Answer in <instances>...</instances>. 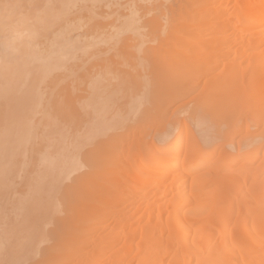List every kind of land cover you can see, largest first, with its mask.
Returning <instances> with one entry per match:
<instances>
[{"label": "bare ground", "instance_id": "1", "mask_svg": "<svg viewBox=\"0 0 264 264\" xmlns=\"http://www.w3.org/2000/svg\"><path fill=\"white\" fill-rule=\"evenodd\" d=\"M0 264H264V0H0Z\"/></svg>", "mask_w": 264, "mask_h": 264}, {"label": "rangeland", "instance_id": "2", "mask_svg": "<svg viewBox=\"0 0 264 264\" xmlns=\"http://www.w3.org/2000/svg\"><path fill=\"white\" fill-rule=\"evenodd\" d=\"M160 99H163V98H159V99H157V100H155V101H159ZM146 101H147V100H145V102H146ZM149 102H150V101H149ZM159 102H161V101H159ZM163 102H164V100L162 101V104H163ZM166 102H167V100H166ZM146 103L150 105V103H148V102H146ZM155 103H156V102H153V104H151L152 107H153V105H154ZM147 104H146V105H147ZM156 104H158V103H156ZM156 104L154 105L155 107L158 106V105H156ZM162 104H161V105H162ZM159 105H160V104H159ZM166 105H167V104H166ZM166 105H164V106H166ZM164 106H163V107H164ZM155 107H153V110L151 109V112H152V113H155V110H154ZM158 107H160V106H158ZM149 108H150V107H149ZM212 111H213V110H212ZM198 112H201V113H202L203 111H201V109H199ZM213 112H214V111H213ZM214 113H215V112H214ZM181 115H182V114H180V116H181ZM140 116H141V115L139 114V115H138V118H136L137 121H138V119L140 118ZM183 116H184V115H182L181 117H183ZM205 116H208L209 118H212V116H211L210 114L206 113V112H205ZM141 117H142V116H141ZM152 117L154 118L155 116H152ZM142 118H143V117H142ZM136 119H135V120H136ZM144 119H145V118H143V119L141 120V118H140L141 121L145 122ZM147 119H148V118H146L145 120H147ZM140 120L138 121V123L140 122ZM148 120L151 121V119H148ZM152 120L155 121V119H152ZM153 121H152V123H154V125H153L151 122L149 123V121L147 122V124H144V123L142 122V123H140V125L142 124V127H143V125H145V126L147 127V130H148V131H152V129L155 128V125H157V123H155L157 120H156L155 122H153ZM135 122H136V121H134V122L132 123V125H133V126L135 125L134 127H137ZM145 123H146V122H145ZM151 124H152V125H151ZM147 125H148V126H147ZM152 126H153V127H152ZM138 128H140L139 125H138L137 129L135 128V129H133V131H134V133L137 132L136 135H135V136H136V139H137V138H138V139H139V138L141 139V138L144 136V133H146L147 131H146V130L144 131L142 128H140V132H141V133H140V135H139V134H138V133H139ZM135 130H136V132H135ZM141 130H143V133H142ZM133 131H132V133H130V134H131L130 136H132V134H134ZM147 133H148V132H147ZM147 133H146V134H147ZM146 134H145V136H146ZM138 135H139L140 137H137ZM140 139H139V140H140ZM139 140H137V142H139Z\"/></svg>", "mask_w": 264, "mask_h": 264}]
</instances>
